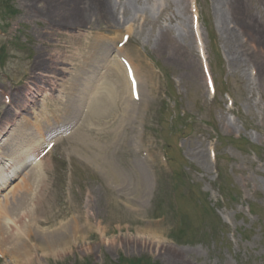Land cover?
Returning a JSON list of instances; mask_svg holds the SVG:
<instances>
[{
	"label": "rangeland",
	"instance_id": "1",
	"mask_svg": "<svg viewBox=\"0 0 264 264\" xmlns=\"http://www.w3.org/2000/svg\"><path fill=\"white\" fill-rule=\"evenodd\" d=\"M29 1L0 0V117L15 108L20 127L11 131H22L62 111L69 85L90 105L78 118L69 114L72 136L55 146L53 167L37 188V226L60 232L69 247L45 257L36 251L30 264H264V51L235 23L226 32L219 27L229 11L247 24L248 12L263 40L264 0H131L137 15L127 0H111L115 29L94 19L91 27L68 29L66 17L54 26L59 18L44 13L54 4ZM169 2L184 11L188 32L181 46L157 47L162 30L181 33ZM116 40L121 57L136 66L143 101L141 115L118 134L131 101L119 74L101 67L104 52H96ZM114 59L121 61L119 53ZM47 65L55 74L43 71ZM164 104L181 120L171 123V111L161 116ZM77 130L102 145L117 141L105 161L113 172L83 157ZM19 176L0 203L30 180ZM154 228L158 240L148 236ZM0 264L15 262L0 255Z\"/></svg>",
	"mask_w": 264,
	"mask_h": 264
},
{
	"label": "bare ground",
	"instance_id": "2",
	"mask_svg": "<svg viewBox=\"0 0 264 264\" xmlns=\"http://www.w3.org/2000/svg\"><path fill=\"white\" fill-rule=\"evenodd\" d=\"M49 3L54 4L53 9L50 7L49 9L45 10V14L56 16L55 18H59L53 23L54 26L63 23L64 17L67 18L66 22H64L63 26L66 27L69 25L68 29H81L84 28L85 25L91 27L92 20L96 21L98 24H106V27L110 28H117L119 27V21L117 20V4L111 0H46ZM114 1V0H113ZM28 2H30L28 0ZM129 5V11H134L137 14L139 13V8H133V2L131 0H127ZM217 5H219L218 1ZM169 7L173 11V15L175 19L178 20V24L180 26L181 33H178L177 36L174 35L172 32L166 30L161 31L158 36V39L155 41L157 47H161L165 43H168L173 46H181V42H185V37L188 32V25L187 19L184 16V11H180V6H177L176 9H173L171 2L168 3ZM233 5V4H230ZM116 7V8H115ZM124 9H126L124 7ZM216 10H222L219 8H215ZM232 9V8H229ZM32 12V11H29ZM175 13V14H174ZM183 14V15H182ZM230 14L228 17L226 15H221L219 20V27L223 29L225 32L229 28V25L235 23L237 28L243 32V35L248 36L249 38L254 39L257 43L262 46L264 51V39L260 40L259 33L256 32V28H260V24L256 22V18L246 13L245 22L244 24L233 11H229ZM128 16L129 13H126ZM224 17V19H222ZM230 20V21H228ZM53 22V21H52ZM67 23V25H65ZM97 24V26H99ZM252 27V28H250ZM63 27H60V29ZM118 30V29H117ZM117 30L114 32L117 33ZM260 30V29H259ZM263 33V32H262ZM176 36V37H175ZM99 37L96 41H99ZM118 40V39H117ZM116 40V42H117ZM166 41V42H165ZM108 44L106 49H103L102 45H100L96 52L100 51L101 53L104 52L102 56L101 67L102 65L109 71H114L121 77V85L124 93L130 98L132 97V85L130 87V83L127 79L126 70L122 66L119 60H115L110 62V57L113 54L119 53V56L122 54V49L116 47L117 43ZM253 43V42H252ZM106 44V43H103ZM110 53H112L110 55ZM247 52L245 51L244 54ZM110 55V57H109ZM118 56H116L117 58ZM109 58V59H108ZM95 62L98 61V58L94 60ZM129 63V62H128ZM130 65V63H129ZM132 67L135 66L131 64ZM130 65V66H131ZM131 67V68H132ZM136 67V66H135ZM95 68L101 73L104 71L103 68H100L99 65L95 66ZM95 69V70H96ZM95 70L90 71L89 78L92 79L93 75L95 74ZM45 72H55V68L53 70L50 66H45L43 68ZM133 76L137 82L138 93L141 96V80L137 77L136 72L132 69ZM55 74V73H54ZM50 82V81H48ZM51 83V82H50ZM41 91V90H39ZM69 95L62 96L63 103L61 106L64 107L62 111L57 109L51 111V115L42 116V121H39L38 124H30L29 127H32L34 130V137L32 140L33 146L28 144L29 138L26 140L25 137L18 136L17 133H11L10 136L7 138L5 132L7 127L10 123L14 124V117L15 114L18 115V111L15 108L10 107L7 111H11V114L4 112L3 116L1 117L2 120L5 119V116L9 118L8 122H2L0 120V141L3 139V144L0 145V189L4 188V186L9 183L12 177L18 174L19 171L22 170L24 167V173H26V177L30 180L27 183H22L21 185L17 186L16 193L17 196L9 198L0 203V255L3 257H8L11 260H14L15 264H30V262H34L33 255L36 251L41 253V256L45 257V254H48L51 250L57 249L61 251H66L68 249L67 240L59 233L49 229H42L41 227L37 226L36 221L39 218H42L43 208L40 206V202L42 199L40 198V193L38 192L37 188L39 186H44L43 182L45 181V176L42 173L43 164L42 159L39 156L40 153L44 150H40L41 143L48 144L47 141L50 138V135L53 136V140H60L58 130L59 128L53 123L57 117L61 115L62 121L66 122V129L64 132L70 130L71 127V120L68 119L69 114H72L75 118L81 115V110L83 107L87 108L86 106L89 103L85 102V100L79 96H75L73 93L68 92ZM75 96V97H73ZM73 97V98H72ZM133 99V98H132ZM58 100V97L55 98ZM71 100V102H69ZM133 101H135L133 99ZM132 103V102H131ZM133 103L131 104L132 107ZM129 109V108H128ZM26 112L25 109H23ZM62 113V114H61ZM9 114V115H8ZM131 115H132V108H131ZM130 114H128L129 118L127 120V125L132 119ZM7 118V119H8ZM125 122V121H124ZM124 122L121 123L123 126V130H126V126H124ZM15 128H19L20 126L15 123ZM91 128V126H90ZM89 128V129H90ZM18 131V129H17ZM122 130L120 128H116L114 130L115 134L120 133ZM47 133V134H46ZM25 134V133H24ZM27 134V132H26ZM46 134V135H45ZM45 135V138H44ZM75 138H79L81 144V148L83 151V157L85 155V159L91 163H93L98 170H101L105 173L113 172V164L109 160V162H105L107 155L114 151L115 143L117 141L109 142V144L102 145L97 140H91L83 136V131L77 130L74 135ZM106 142V141H105ZM24 143H26L24 145ZM25 146V149L23 148ZM95 150V152H94ZM93 151V152H92ZM92 152V153H91ZM44 153V152H43ZM91 153V154H90ZM90 156H86V155ZM42 163V164H41ZM12 165V168L10 167ZM27 189V190H26ZM26 190V191H25ZM23 191V192H22ZM25 191V192H24ZM38 193L35 196V193ZM70 229V227L68 226ZM77 230L78 226L71 227V229ZM64 230L62 227L60 230ZM74 233V231H72ZM72 235L73 239H78L80 234ZM159 234V235H156ZM162 235V232L158 228H154V230L148 236H154L156 240H158ZM61 245V246H60Z\"/></svg>",
	"mask_w": 264,
	"mask_h": 264
}]
</instances>
